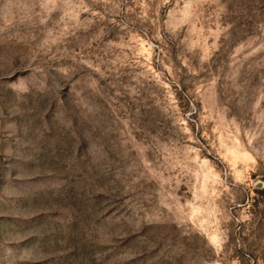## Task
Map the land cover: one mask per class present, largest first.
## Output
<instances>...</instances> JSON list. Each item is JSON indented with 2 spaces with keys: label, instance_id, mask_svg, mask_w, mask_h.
Returning a JSON list of instances; mask_svg holds the SVG:
<instances>
[{
  "label": "rangeland",
  "instance_id": "rangeland-1",
  "mask_svg": "<svg viewBox=\"0 0 264 264\" xmlns=\"http://www.w3.org/2000/svg\"><path fill=\"white\" fill-rule=\"evenodd\" d=\"M0 264H264V0H0Z\"/></svg>",
  "mask_w": 264,
  "mask_h": 264
}]
</instances>
